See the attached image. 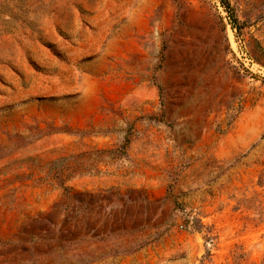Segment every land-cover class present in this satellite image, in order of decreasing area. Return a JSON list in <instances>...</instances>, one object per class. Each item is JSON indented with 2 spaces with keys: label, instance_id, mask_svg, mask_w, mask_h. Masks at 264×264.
<instances>
[{
  "label": "rangeland",
  "instance_id": "rangeland-1",
  "mask_svg": "<svg viewBox=\"0 0 264 264\" xmlns=\"http://www.w3.org/2000/svg\"><path fill=\"white\" fill-rule=\"evenodd\" d=\"M229 1L0 0V264H263L264 0Z\"/></svg>",
  "mask_w": 264,
  "mask_h": 264
},
{
  "label": "trees",
  "instance_id": "trees-1",
  "mask_svg": "<svg viewBox=\"0 0 264 264\" xmlns=\"http://www.w3.org/2000/svg\"><path fill=\"white\" fill-rule=\"evenodd\" d=\"M222 3L227 9L229 8L230 10H233L229 0H222ZM234 20H235L234 22H238V18L235 16H234ZM263 264H264V262H263Z\"/></svg>",
  "mask_w": 264,
  "mask_h": 264
}]
</instances>
